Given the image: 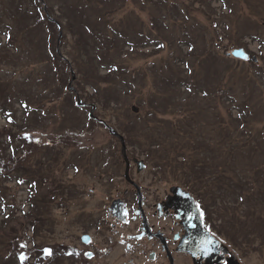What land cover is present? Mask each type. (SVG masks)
I'll return each instance as SVG.
<instances>
[{"label": "rangeland", "instance_id": "obj_1", "mask_svg": "<svg viewBox=\"0 0 264 264\" xmlns=\"http://www.w3.org/2000/svg\"><path fill=\"white\" fill-rule=\"evenodd\" d=\"M43 1L62 36L56 22L34 16V0H0V144L7 145L0 150L11 152L10 129L31 143L15 179L0 173V264H71L63 248L65 208L77 216L81 206L104 204L107 181L118 185L124 174L119 141L100 121L124 135L131 157L147 163L141 175L162 176L167 187L200 177L196 190L214 202L224 234L251 256H264V175L259 180L249 165L245 170L240 154L233 162L230 150L253 145L264 171V0ZM237 48L257 62L226 56ZM64 60L77 76V94L68 90L72 74ZM92 105L98 120L90 117ZM169 125L172 134L159 131ZM160 133L170 141L164 148L156 144ZM174 144L179 148H166ZM189 144L198 150L186 162ZM42 157H49L44 165ZM89 158L116 172L99 179L82 166ZM198 162L215 172L195 173L190 165ZM235 165L241 174L229 176ZM48 168L53 172L44 174ZM138 173L135 166L132 174ZM55 182L83 184L85 205L49 207ZM231 182L234 189L224 187ZM117 256L105 264H122Z\"/></svg>", "mask_w": 264, "mask_h": 264}, {"label": "flooded vegetation", "instance_id": "obj_2", "mask_svg": "<svg viewBox=\"0 0 264 264\" xmlns=\"http://www.w3.org/2000/svg\"><path fill=\"white\" fill-rule=\"evenodd\" d=\"M125 144L131 164L130 179L134 183L125 176L126 161L120 152L124 174L118 176V185L113 180L107 181L109 190L105 193L107 200L104 204L98 203L88 210L81 206L77 216H71L65 208L70 220L67 224L68 242L63 248L66 258L72 259L71 264H91L93 260L105 264L114 251L122 264H264V256H251L250 249L236 244L224 234L221 215L215 213L214 202H209L204 195L203 198L199 192L180 184L167 187L162 176L141 175L147 163L138 175H133V168L137 167L134 162L138 158L131 157L129 144ZM121 147L120 144V151ZM81 163L91 174L99 175V179L109 172H116L109 169L110 164L107 169L99 168L91 163L90 158L83 159ZM108 178L111 176L108 175ZM83 187V184L80 187L79 183L76 186L68 183L66 188L55 182L50 190L52 200L49 207H63L71 200L80 201ZM176 187H181L178 192L188 193L199 209L203 230L211 238L207 246H201V242L190 238L184 218L178 211L186 208L185 203L189 206V200L182 201L177 190L173 191ZM96 191L94 186L89 192L95 194ZM55 252L53 249L52 254L55 255Z\"/></svg>", "mask_w": 264, "mask_h": 264}, {"label": "trees", "instance_id": "obj_3", "mask_svg": "<svg viewBox=\"0 0 264 264\" xmlns=\"http://www.w3.org/2000/svg\"><path fill=\"white\" fill-rule=\"evenodd\" d=\"M35 1V6H34V16L36 17V18H38L39 19V22L41 21V17H45V20L50 24V25H52V26H54V25H56L55 23H53V22H51V21H49V19H48V14H46V12L44 11V9H43V11H42V4H41V1L40 0H34ZM40 1V2H39ZM47 13H49V11H48V9H47ZM50 15V14H49ZM60 21V20H59ZM61 22V21H60ZM61 24H62V22H61ZM57 26H58V24H57ZM57 58H59V56L57 57ZM63 63H64V65H65V67H66V70L68 71L69 69L71 70V64L70 63H68V61H63ZM56 75H57V73H56ZM190 79H192V78H190ZM60 80H62V82H64L65 80L64 79H60ZM76 80H78V79H76ZM187 80H189V78L188 79H185L184 80V82H186ZM193 93V92H192ZM5 108L8 110V108L5 106ZM6 109H3V112H5L6 111ZM5 116V115H4ZM8 119L10 120V117H8ZM15 123V122H14ZM173 129H175L174 127H173V125L172 126H166V127H164V128H160L159 129V131L160 132H166V133H168V134H172L173 133ZM187 128L185 127V129L184 130H186ZM192 129H194V128H192ZM176 130V129H175ZM183 130V131H184ZM216 132V131H215ZM9 134H10V137H11V139H13L14 140V143L13 142H11V143H7L8 144V148L10 147V149H11V152H10V154L9 155H7V153L5 152L6 151V149H4V150H0V173L2 172V170H3V173H4V171H7L6 173L7 174H9V175H11V177L12 178H14V176H15V174H17V173H19L18 172V167H20L19 166V164L21 163V160L23 161V160H26L29 156L26 154L25 156H23L25 153H27V152H29L30 150L28 149V147L31 145V143H28L27 141V135L25 134V132H23V131H19L18 133H14L13 131H12V129H10L9 130V132H8ZM2 134V133H1ZM161 134V133H160ZM161 136H162V141H157L156 142V144L157 145H160V147L161 148H164L161 144L162 143H165V144H168L170 141L168 140V139H163V135L161 134ZM131 138H133V136L131 135ZM212 139H213V137H212ZM248 139H252L253 140V143L255 144V145H258V142L256 143V140H255V138H251L250 136L248 137ZM15 141L17 142H19V145L17 146V145H15ZM223 142L225 143V142H227L226 141V139L225 140H223ZM2 144H4V145H6V143L5 142H1V144H0V146L2 145ZM199 145V144H198ZM7 146V145H6ZM200 146V145H199ZM189 147H191V148H186L185 149V153H184V161H188V159L189 158H191V160L193 159H195L196 158V155H195V151L196 150H198L196 147H194L193 145H190L189 144ZM211 147V146H210ZM166 148H171V149H178L179 148V145L178 144H174V147L173 146H168V147H166ZM253 148V145H251L250 146V144H248V143H245L243 146H242V148H241V145H239L237 148H230V150H231V159L233 160V162H235L236 160H237V158H235V155H233V154H240L241 155V157H242V159H243V161H244V167H245V170H246V167L248 166L249 168L247 169V170H249L250 172H251V175H252V173H254V172H256V173H258V179L261 177V176H263L264 175V171H262L260 168H259V166L256 164V160H257V158H258V155H257V153L255 152V150H251ZM248 149H250V151H249V153H247V150ZM240 150H242L240 153H239V151ZM208 151V150H207ZM202 151H200L199 153H201ZM227 152H229L228 151V149H227ZM203 153V152H202ZM228 154V156H229V153H227ZM190 155H191V157H190ZM47 158H49V157H47ZM46 157H42L41 159H40V164H42L43 163V165L45 164V162L42 160V159H47ZM59 155L57 156V158L56 159H52V160H55V161H59ZM197 158H199V155L197 156ZM254 161H255V163H254ZM197 164H200V165H197ZM46 166H49L48 164L46 165ZM228 166V165H227ZM190 167H191V169H194V172L195 173H202L203 175H205L206 174V168H208V169H211V171H212V173L213 172H215V170L213 169V167H211V166H206L204 163H201V162H198V163H192V165H190ZM228 170V169H227ZM240 170V166H236L235 165V167H233L232 168V166L230 167V169H229V176L231 175V173L233 172V173H235V174H241V171H239ZM53 172V169L52 168H48V169H46L45 170V173L44 174H46V173H48V174H51ZM245 173V172H244ZM246 174V173H245ZM42 176H43V173L41 174ZM50 176V175H49ZM48 176V177H49ZM249 177V179L252 181L253 179H252V177H250V176H248ZM29 177L27 176V183L28 184H30V185H32L33 184V182H32V180H30V179H28ZM15 179V178H14ZM16 180H18L17 178H16ZM260 180V179H259ZM31 181V182H30ZM33 181H36L35 179L33 180ZM261 182H263L264 183V181H261ZM36 183V182H35ZM34 183V184H35ZM38 183V182H37ZM40 183V182H39ZM192 183V184H191ZM204 183V181L199 177L198 178V181L197 180H194V181H190V182H187V183H185L184 185L183 184H181V185H183V186H186L188 189H190V190H194V191H196V192H198L197 190H200V188L198 187V185L199 184H203ZM232 184H230L231 186H224V185H222V186H219L218 187V189H222V188H224V187H226L228 190H232V189H234L233 187H236V186H234V184H233V182H231ZM190 184L192 185V187H190ZM219 184H222V183H220L219 182ZM196 185V186H195ZM224 186V187H223ZM206 187V186H205ZM209 188V187H208ZM238 188V187H237ZM197 189V190H196ZM225 189V188H224ZM241 190H243L242 188H241ZM35 196V195H34ZM33 196V197H34ZM42 203L44 204V205H46V201H42ZM53 255V254H52Z\"/></svg>", "mask_w": 264, "mask_h": 264}, {"label": "water", "instance_id": "obj_4", "mask_svg": "<svg viewBox=\"0 0 264 264\" xmlns=\"http://www.w3.org/2000/svg\"><path fill=\"white\" fill-rule=\"evenodd\" d=\"M41 3L43 4L44 1L40 0ZM43 9L45 10V12H47V8L43 7ZM48 14V13H47ZM49 16V14H48ZM50 17V16H49ZM50 20L54 21L53 19L50 18ZM59 28H60V36H62V32H61V26L59 23H57ZM228 57H233L235 59H239V60H243V61H249L252 59L253 62H257V58L256 57H252L251 55L244 49V48H237L234 49L233 51L229 52L226 54ZM72 80L69 84V89L72 90V83L73 81L76 79V74L75 72L72 70ZM77 104L79 106H81V102L78 99ZM93 110H91V117H94V111L96 106L92 105ZM133 112L138 113L139 112V108H137L136 106H134L132 108ZM106 128L108 129L109 133L114 136L115 138L119 139V141L121 142L122 145V157L123 159L126 161L125 165H126V169H125V176L127 177V179L131 182L134 183L131 179H130V160L127 156V148H126V144H125V139L124 137L118 133L115 129H113L112 127H110L109 125H106ZM135 163L138 166V171L141 172L144 169V162L142 160L139 159H135ZM177 190V195L178 197L182 198L181 200L186 202V200H189V206H187V204L185 203V207L186 208H182L179 209V213L181 214V217L184 218L183 223L185 225V227L188 230V234L190 236V238L193 240H196L198 242H201L199 245L201 246H207L208 243L210 242L211 238L209 237L208 233L206 231L203 230L202 227V221L200 218V212L199 209L195 206V203L192 199V197L188 194L185 193V195L183 193L178 192L179 190H181V187H176L174 188V192H176ZM188 226V227H187ZM190 239V240H191ZM191 244H194L193 242ZM190 246V245H189ZM188 246V248H189Z\"/></svg>", "mask_w": 264, "mask_h": 264}, {"label": "bare ground", "instance_id": "obj_5", "mask_svg": "<svg viewBox=\"0 0 264 264\" xmlns=\"http://www.w3.org/2000/svg\"><path fill=\"white\" fill-rule=\"evenodd\" d=\"M69 253V252H68Z\"/></svg>", "mask_w": 264, "mask_h": 264}]
</instances>
